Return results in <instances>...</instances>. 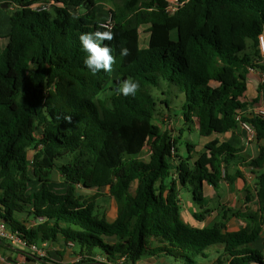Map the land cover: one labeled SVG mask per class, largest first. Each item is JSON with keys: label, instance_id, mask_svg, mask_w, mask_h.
<instances>
[{"label": "trees", "instance_id": "1", "mask_svg": "<svg viewBox=\"0 0 264 264\" xmlns=\"http://www.w3.org/2000/svg\"><path fill=\"white\" fill-rule=\"evenodd\" d=\"M102 1L6 2L14 8L7 43L0 45V222L27 245L73 244L74 262L39 257L42 264H116L120 257L136 264L146 256L197 264L215 245L222 246L218 263L264 264L251 247L264 224V118L245 112L241 100L250 69L264 73V0H179L174 13L166 0H121L109 10L111 27L98 17ZM40 2L49 8L34 10ZM97 30L111 32L103 43L114 63L93 75L78 37ZM126 79L139 83L135 96L117 93ZM160 79L178 91L180 109L172 114L190 130L197 125L206 137L247 123L260 143L257 155L245 160L240 149L217 140L201 152L185 141L181 155L172 130L157 120L150 88ZM161 102L172 111L167 99ZM237 165L254 174L245 201L256 196L258 209L221 205L218 221L185 225L179 191L191 192L201 209L194 216L202 220L210 212L203 185L244 179L238 169L229 172ZM55 174L65 191L50 188ZM104 195L115 203L111 220L97 203ZM229 217L245 225L229 230ZM22 255L26 261L36 256Z\"/></svg>", "mask_w": 264, "mask_h": 264}, {"label": "crops", "instance_id": "2", "mask_svg": "<svg viewBox=\"0 0 264 264\" xmlns=\"http://www.w3.org/2000/svg\"><path fill=\"white\" fill-rule=\"evenodd\" d=\"M8 1L9 0H0V25L4 26L3 31L0 30V35L2 36V38L0 39L1 47H4L7 43L6 36L9 30V11L14 8L13 5H10V6L7 5V7L4 6V4H6V2ZM263 80H264V73L260 72L259 70L251 69L247 73V90L244 93V97L241 99L247 103L245 112L247 113L255 112L256 110H259V109L264 110V90L263 89L258 90V86L259 84L262 83ZM177 118L180 119V117H177ZM192 129L197 131V125H194ZM245 138H246V131L243 129L242 125L239 124V126L234 130H230L224 133H213L206 137L202 136L200 143L197 144V147L201 146L200 148L202 149L206 143L212 140H217L219 143L228 142L233 147L241 150L240 154L241 156H243L245 160H250L251 158L257 155L260 143L257 142L255 139L249 142ZM197 147H196V150L199 152ZM233 169H234L233 171L238 169L241 172L244 179L236 178L231 183L230 188H227L228 190H227L226 195L220 196L217 193V190L223 186L221 181L217 188H213L212 186L208 184L203 185V194L205 197L203 206L204 208L210 209V212L207 215H205V218L202 220H198L194 216V214L197 212H200L201 209L195 203H193L191 192L189 190H186L188 193V196L182 197L181 195L182 189L179 191L178 198H179V206H180L179 211H181L180 214L183 217V219H185L189 224H191V226L204 227L206 225H209L211 221L214 220V217L217 216L218 211H217V206L214 207L211 204L216 202L215 198L217 199V197H219L217 200V202L218 201L219 202L217 204L219 205L224 204L232 209H245V208H250L252 210L258 209V202H257L256 196L248 202L245 201V195L247 194L246 189H250L251 191H253L255 187L254 174L251 173L250 168L244 165L234 166ZM32 182L35 183V181H32ZM34 187H36V184ZM212 206L213 208H211ZM115 215H116V208L115 206H113L111 208V212L109 213V215L107 214V217L108 219L111 220L115 217ZM234 220H236V218L234 217L230 218L229 224H227V227L229 228V230H237L240 227H243L245 225L243 221L239 220V224H238ZM263 222H264V219H263ZM1 244H5V243L0 242V245ZM48 244H50L51 251L46 250V246ZM38 245L44 246L45 251H46L45 257H48L50 260L62 262V263H72L76 260V258L72 256L73 249L69 247H65L64 245L60 243L43 242ZM251 247H253L254 249L258 250L261 253L264 252V224L262 226L259 237L255 240V242L251 244ZM59 252H62V253H59ZM22 253L23 252H20V251H13V256H15V258L13 257L11 258L10 256H7L6 258L10 260L11 262L20 263L24 259ZM211 253H213L212 256H210ZM199 257H202L203 259H205V261H200V263H197V264H221V263H218L217 260L219 258L223 259L222 246L221 245L211 246L210 248L206 250L204 256H199ZM263 258H264V255H263ZM178 262L179 261H176L171 257L146 256L142 258L141 260H139L136 264H178ZM11 264H14V263H11ZM223 264H226V263H223Z\"/></svg>", "mask_w": 264, "mask_h": 264}, {"label": "rangeland", "instance_id": "3", "mask_svg": "<svg viewBox=\"0 0 264 264\" xmlns=\"http://www.w3.org/2000/svg\"><path fill=\"white\" fill-rule=\"evenodd\" d=\"M120 1L121 0H104V1L100 2L99 7H98V17L100 18V20L103 21V20L109 19V16H110L109 10L114 9L115 5L119 4ZM145 27L146 26L140 27V36H141V45L142 46H145L146 39H147V33L145 30L146 29ZM3 28H4V26L0 25V30L3 31ZM171 36H172V38H175L176 32L173 31L171 33ZM150 91H151V94H152V96L156 102V108L159 112L158 116H157V118H158L157 120H158L160 126L162 128H170L172 130V134H174L176 136L177 141H178L179 153L181 155H184V153H185V144H184L185 141H190L194 144H199L202 136L199 135V133L197 131H195L194 129L190 130L188 128V126L184 123L182 118L179 119V118L173 116V114H172L173 111L175 110L176 112H178V110L180 109V104H181L180 97H177L178 91L176 90L174 85L168 83L165 80L160 79L157 86L151 87ZM248 94H249V92H248ZM164 99H167V101H169L171 103V107H172L171 112L167 111L164 107V104L161 102V100H164ZM180 129L182 130L181 136H179V134H180L179 130ZM200 147L201 146L197 147L199 152L202 151V149ZM32 153L33 152L31 151L30 155ZM148 156H149V149L146 146L143 149L142 153L139 155V157L143 160H148ZM233 170H234L233 167H231L229 169V172H232ZM221 182H222L223 186L217 190V193L220 196H224L227 193V190H228L227 188H230L231 183H228L224 179ZM34 186H35V183L31 182V188L32 189L35 188ZM50 188L56 192H63L66 189V185L62 181V179L59 177V175L55 174L54 181L50 184ZM90 192H95V191L93 190ZM101 193L106 194V190H102ZM181 195H182V197L188 196L186 189L181 190ZM218 198L219 197H217V199L215 198L216 202L211 204L214 207L217 206V211H218V208L221 206V205L217 204L219 202V201L217 202ZM97 203L100 204L101 211L105 212L106 215L107 214L109 215V213L111 212V208L113 206H115L114 201L110 197H108L107 195L99 197L97 200ZM222 205H224V204H222ZM213 206L211 208H213ZM224 206H226V205H224ZM179 212H181V211H179ZM180 218L185 225L191 226V224H189L185 219H183L181 214H180ZM219 219H220V216L217 214V216H215L214 220H212V221H218ZM229 220H230V217L228 218V220H226V224H229ZM234 221L239 224L238 219H236ZM3 243H5V244L0 245V264H11V263L27 264L25 259H23L20 263L11 262L10 260H8L6 258L7 256H10L11 258L12 257L15 258V256H13V251H19V250L17 249V247H14L9 243H6L4 241H3ZM46 250H50V244H48L46 246ZM20 252H22V251H20ZM261 254L263 256L264 252H262ZM212 255H213V253L210 254V256H212ZM15 261H16V259H15ZM200 261H205V259H203L202 257H197L196 263H200ZM178 264H181V263L178 262Z\"/></svg>", "mask_w": 264, "mask_h": 264}, {"label": "clouds", "instance_id": "4", "mask_svg": "<svg viewBox=\"0 0 264 264\" xmlns=\"http://www.w3.org/2000/svg\"><path fill=\"white\" fill-rule=\"evenodd\" d=\"M82 49L87 53L84 58V65L87 67L93 75L98 73L100 70L105 72L111 71L112 64L114 63V57L111 54L112 49L103 42L105 40H111L112 34L109 31H95V32H84L78 37ZM122 55H127V50H121ZM139 83L131 79L124 80L117 88V93L124 96H135Z\"/></svg>", "mask_w": 264, "mask_h": 264}, {"label": "built area", "instance_id": "5", "mask_svg": "<svg viewBox=\"0 0 264 264\" xmlns=\"http://www.w3.org/2000/svg\"><path fill=\"white\" fill-rule=\"evenodd\" d=\"M166 1H167L166 10L169 13H174L178 9V7L182 5V2H180L179 0H166ZM49 5L50 3L40 2L34 4L33 9L36 11L47 10L49 8ZM102 25H104L105 27H111L110 20L107 19L105 23H102ZM260 48L261 51L264 53V39L262 36H260ZM255 113L264 118L263 109L256 110ZM241 125L243 129L246 131L245 139L249 142L254 140L255 139L254 129L249 124L244 122H241ZM0 240H2V242L4 241L6 243H9L14 247H17L19 251L28 252L30 254L36 255L37 257L46 256V251L44 246H40L35 243L27 245L24 241L20 240L16 234L9 231L1 222H0ZM68 246L72 247L73 244L68 243ZM116 264H129V263L126 261L125 257H120L117 259Z\"/></svg>", "mask_w": 264, "mask_h": 264}, {"label": "water", "instance_id": "6", "mask_svg": "<svg viewBox=\"0 0 264 264\" xmlns=\"http://www.w3.org/2000/svg\"><path fill=\"white\" fill-rule=\"evenodd\" d=\"M4 6L7 7V4H4ZM44 262H45L44 260H42L41 258L37 256H32L31 260L26 261L27 264H42Z\"/></svg>", "mask_w": 264, "mask_h": 264}]
</instances>
